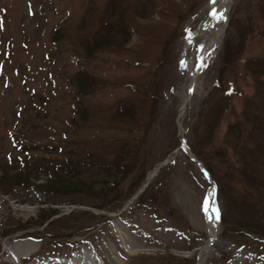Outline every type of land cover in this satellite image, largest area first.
<instances>
[{"label": "rangeland", "instance_id": "obj_1", "mask_svg": "<svg viewBox=\"0 0 264 264\" xmlns=\"http://www.w3.org/2000/svg\"><path fill=\"white\" fill-rule=\"evenodd\" d=\"M209 5L0 0V264H195L210 186L202 264H264V0H231L179 113Z\"/></svg>", "mask_w": 264, "mask_h": 264}, {"label": "bare ground", "instance_id": "obj_2", "mask_svg": "<svg viewBox=\"0 0 264 264\" xmlns=\"http://www.w3.org/2000/svg\"><path fill=\"white\" fill-rule=\"evenodd\" d=\"M230 3H231V0H215L214 3L211 2V0H210L208 12L210 13L214 9L218 14L223 13L222 20L225 22V20L227 18L228 7H229ZM219 20H221V19H214L211 16L209 19L205 20V22L202 25H200L199 28H197L193 32L189 33V35L185 39L184 45L185 46L189 45V47H190L189 52L186 54V56H187L186 62H187V66L189 67V77L190 78H189L188 84L186 86L187 90H186L185 99L182 102L183 103L182 106H180V108H179V113H181V111L183 110L184 103H186L185 101H187L189 99V97L192 95V93L194 92L193 90H194L196 82H197L196 79H197V76L199 75V73L201 72V69H202V66L204 65V62L206 61L205 58L212 56V54L216 50V47L218 46V44L220 43V41L222 39L221 36H222L223 30H224V26H223L224 24L220 25L218 23ZM204 32H207V34L204 36L205 37L204 40L201 41V43L198 47V50L195 53L194 49L192 48L193 41L194 40L196 41L197 39H199V37L201 35H204ZM153 171H155V169ZM212 192H213V187L210 186L208 191H207V194L204 197L203 204H202L203 210H204L203 213H204V217H205V226L204 227L208 233V238H207L208 240H206L207 242L202 247L198 248V254H197L198 260L196 261L195 264H202L200 259H201L202 255L204 257V254L207 253L206 250H207L208 246L210 245V243L212 242V240H210V238H213L214 235L217 233V229H216L217 219L213 215V211H212L213 208H212V204H211ZM206 200L208 201V210L207 211H205V201ZM202 222H204V221H202ZM20 247H21V245H20ZM17 249H16V251H17ZM19 250H21V249L19 248ZM122 251L127 255L136 254L138 252L140 253L139 250L126 249V248L123 249ZM18 254H20V253H18ZM90 255L91 254H88V252L84 253L81 251L76 256H74V258H71V261L69 262V264L70 263L71 264L72 263H74V264H99V263H96L94 257H92ZM35 264H59V262L56 261V263H51V262L50 263H43V261L42 262L36 261Z\"/></svg>", "mask_w": 264, "mask_h": 264}, {"label": "trees", "instance_id": "obj_3", "mask_svg": "<svg viewBox=\"0 0 264 264\" xmlns=\"http://www.w3.org/2000/svg\"><path fill=\"white\" fill-rule=\"evenodd\" d=\"M56 33L57 32V30H55V31H53V33ZM80 81H78L77 82V86L81 89L82 87H84L83 89H84V91L85 90H89L90 89V87H92V85H90L91 84V82H90V80H89V77L86 75H83V76H81V77H79L78 78ZM83 89H82V91H83ZM70 170V169H69ZM19 173H20V171H19ZM19 178H22V175H21V177H19ZM58 179H61L60 177L58 178ZM65 186V185H64ZM68 186V185H67Z\"/></svg>", "mask_w": 264, "mask_h": 264}, {"label": "snow or ice", "instance_id": "obj_4", "mask_svg": "<svg viewBox=\"0 0 264 264\" xmlns=\"http://www.w3.org/2000/svg\"><path fill=\"white\" fill-rule=\"evenodd\" d=\"M211 2H215V0H211ZM214 19H222L223 13H217L214 9L209 13ZM208 210V201H205V211ZM212 211L216 214V218L219 219V211L218 209L213 208Z\"/></svg>", "mask_w": 264, "mask_h": 264}, {"label": "water", "instance_id": "obj_5", "mask_svg": "<svg viewBox=\"0 0 264 264\" xmlns=\"http://www.w3.org/2000/svg\"><path fill=\"white\" fill-rule=\"evenodd\" d=\"M165 162H166V160H164L163 162L159 163V165L155 168V171L158 170L159 169L158 167H160L161 165H163V163H165ZM200 166H201L202 169H204L201 164H200ZM152 175H153V173H152ZM147 181H148V178H147ZM141 188L143 189V187H141ZM140 189H139V191H140ZM139 191H137L136 193H138Z\"/></svg>", "mask_w": 264, "mask_h": 264}]
</instances>
